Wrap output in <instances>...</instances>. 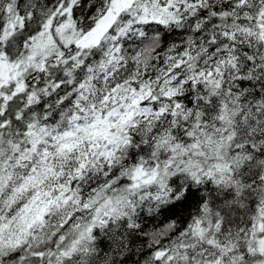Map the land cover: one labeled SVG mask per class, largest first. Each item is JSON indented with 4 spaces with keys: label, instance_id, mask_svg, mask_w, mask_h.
Masks as SVG:
<instances>
[{
    "label": "snow or ice",
    "instance_id": "1",
    "mask_svg": "<svg viewBox=\"0 0 264 264\" xmlns=\"http://www.w3.org/2000/svg\"><path fill=\"white\" fill-rule=\"evenodd\" d=\"M0 264H264V0H0Z\"/></svg>",
    "mask_w": 264,
    "mask_h": 264
},
{
    "label": "trees",
    "instance_id": "2",
    "mask_svg": "<svg viewBox=\"0 0 264 264\" xmlns=\"http://www.w3.org/2000/svg\"><path fill=\"white\" fill-rule=\"evenodd\" d=\"M164 219V217H161V220H163Z\"/></svg>",
    "mask_w": 264,
    "mask_h": 264
}]
</instances>
